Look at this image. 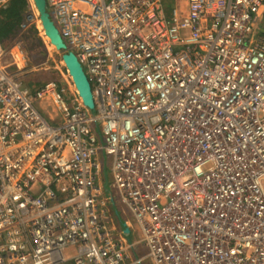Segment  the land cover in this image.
I'll return each instance as SVG.
<instances>
[{
  "label": "built area",
  "instance_id": "2783aa9c",
  "mask_svg": "<svg viewBox=\"0 0 264 264\" xmlns=\"http://www.w3.org/2000/svg\"><path fill=\"white\" fill-rule=\"evenodd\" d=\"M175 1L45 0L93 109L0 44V264H264V0Z\"/></svg>",
  "mask_w": 264,
  "mask_h": 264
},
{
  "label": "rangeland",
  "instance_id": "374dc122",
  "mask_svg": "<svg viewBox=\"0 0 264 264\" xmlns=\"http://www.w3.org/2000/svg\"><path fill=\"white\" fill-rule=\"evenodd\" d=\"M169 5L170 4H164L167 14L170 13L172 7V5ZM39 23L40 22L38 21V24ZM39 38L42 40L43 44H40L37 41V39ZM47 39V36H45L43 41V39L39 35L38 30L37 32H34L31 28L28 27L25 31H20L19 36L14 41H6L3 45L5 47H9L11 44L17 43L24 49L28 57V68L26 69L27 72L23 75H28L32 72H35L38 78L34 80H40L39 82H37L35 88L48 80H55L57 83L66 87V82L68 81L71 83V80L66 69L64 68L63 62H61L60 53L55 49L53 45H51V42L49 43V39ZM66 96H70V92L68 91V89L66 90ZM101 157L100 162L105 171V174H103L102 170V178L103 180L107 179L109 184V182L112 180V177L110 174L108 158L104 157L103 154L101 155ZM111 192L114 198V203L117 207V210L113 213L114 225L115 229L119 230L121 219L125 217L131 218L132 214L129 211L127 212L128 209H126L127 207L122 202L121 197H119L117 193L113 194L112 189ZM121 208H123L127 212V214H122ZM133 224L134 233L129 234L127 237V240L132 243V246L129 248L130 254L133 258L144 257L142 264H150L149 259L145 256L148 248L143 244V241L141 240V233L138 224L136 221H133Z\"/></svg>",
  "mask_w": 264,
  "mask_h": 264
},
{
  "label": "water",
  "instance_id": "95a60500",
  "mask_svg": "<svg viewBox=\"0 0 264 264\" xmlns=\"http://www.w3.org/2000/svg\"><path fill=\"white\" fill-rule=\"evenodd\" d=\"M33 4L38 12V18L42 30L45 36L48 37L49 42H51V44L55 46V49L60 53V58L79 97L82 100V103L92 109L94 107V103L91 86L81 63L72 51L67 50L64 40L46 10L45 0H33ZM125 231L127 232L128 230L125 229Z\"/></svg>",
  "mask_w": 264,
  "mask_h": 264
},
{
  "label": "trees",
  "instance_id": "16d2710c",
  "mask_svg": "<svg viewBox=\"0 0 264 264\" xmlns=\"http://www.w3.org/2000/svg\"><path fill=\"white\" fill-rule=\"evenodd\" d=\"M29 14L28 0H10L5 9L0 10V43L3 45L6 41H14L20 34V24ZM34 32L37 28L34 24L29 26ZM37 41L41 44L42 40ZM43 44V43H42Z\"/></svg>",
  "mask_w": 264,
  "mask_h": 264
},
{
  "label": "crops",
  "instance_id": "0c3cea01",
  "mask_svg": "<svg viewBox=\"0 0 264 264\" xmlns=\"http://www.w3.org/2000/svg\"><path fill=\"white\" fill-rule=\"evenodd\" d=\"M174 2H176V1L175 0H165L164 4L173 5ZM36 78H38V76L35 74V72H32V73H30L28 75H23V83L28 85V86H30V87H35L37 85V82L40 81V80H34Z\"/></svg>",
  "mask_w": 264,
  "mask_h": 264
},
{
  "label": "clouds",
  "instance_id": "9594fccd",
  "mask_svg": "<svg viewBox=\"0 0 264 264\" xmlns=\"http://www.w3.org/2000/svg\"><path fill=\"white\" fill-rule=\"evenodd\" d=\"M38 21H39V18H38ZM34 25H35L36 28H37V25H36V24H34ZM28 27H29V26H28ZM28 27H27V28H28ZM41 29H42V27H41ZM37 30H38V28H37ZM38 32H39V31H38ZM44 35H45V34H44ZM47 40H48V39H47ZM49 43H50V42H49ZM0 44H1V43H0ZM13 44H14V43H13ZM11 45H12V44H11ZM11 45H10V46H11ZM1 46H3L4 48H9V47H10V46H9V47H5V46L2 45V44H1ZM61 62H62V60H61ZM64 68H65V66H64ZM65 69H66V68H65ZM69 78H70V76H69ZM70 80H71V78H70ZM71 83H72V81H71ZM72 84H73V83H72ZM93 103H94V102H93ZM86 107H87V106H86ZM89 109H90V108H89ZM92 109H93V108H92Z\"/></svg>",
  "mask_w": 264,
  "mask_h": 264
},
{
  "label": "bare ground",
  "instance_id": "6f19581e",
  "mask_svg": "<svg viewBox=\"0 0 264 264\" xmlns=\"http://www.w3.org/2000/svg\"><path fill=\"white\" fill-rule=\"evenodd\" d=\"M40 24V23H39ZM40 27H41V25H40ZM48 38V37H47ZM52 45V44H51ZM54 46V45H53ZM55 47V46H54Z\"/></svg>",
  "mask_w": 264,
  "mask_h": 264
}]
</instances>
